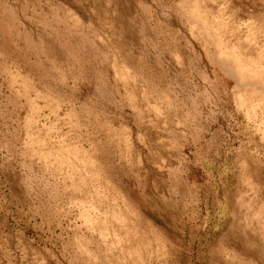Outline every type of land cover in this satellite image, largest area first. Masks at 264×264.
I'll use <instances>...</instances> for the list:
<instances>
[{"label":"rangeland","instance_id":"rangeland-1","mask_svg":"<svg viewBox=\"0 0 264 264\" xmlns=\"http://www.w3.org/2000/svg\"><path fill=\"white\" fill-rule=\"evenodd\" d=\"M262 235L264 0H0V264H264Z\"/></svg>","mask_w":264,"mask_h":264},{"label":"bare ground","instance_id":"bare-ground-1","mask_svg":"<svg viewBox=\"0 0 264 264\" xmlns=\"http://www.w3.org/2000/svg\"><path fill=\"white\" fill-rule=\"evenodd\" d=\"M256 239V238H255ZM257 241H259V240H257ZM239 242V241H238ZM246 242V241H245ZM250 242V241H249ZM260 246H261V249H263L261 252H262V254H263V256H264V235H262V236H260ZM243 245H244V243L243 242H241ZM251 243H252V241H251ZM253 245V244H252ZM258 246V245H257ZM259 246V247H260ZM233 253V258H237V254L236 253H234V252H232ZM256 253V252H255ZM239 254H241L240 255V262H241V264H253L252 262H250V260H247V259H245L246 257L244 256V255H246V256H252L253 255V249L252 248H250L249 246H247V245H244L243 246V252H241V253H239ZM245 257V258H243V257ZM261 257V256H260Z\"/></svg>","mask_w":264,"mask_h":264}]
</instances>
